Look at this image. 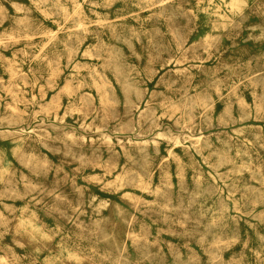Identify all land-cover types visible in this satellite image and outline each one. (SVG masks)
<instances>
[{
    "label": "clouds",
    "instance_id": "obj_1",
    "mask_svg": "<svg viewBox=\"0 0 264 264\" xmlns=\"http://www.w3.org/2000/svg\"><path fill=\"white\" fill-rule=\"evenodd\" d=\"M9 67L0 264H264V0H0Z\"/></svg>",
    "mask_w": 264,
    "mask_h": 264
},
{
    "label": "rangeland",
    "instance_id": "obj_2",
    "mask_svg": "<svg viewBox=\"0 0 264 264\" xmlns=\"http://www.w3.org/2000/svg\"><path fill=\"white\" fill-rule=\"evenodd\" d=\"M9 8H10V5L8 6ZM45 37H47V39H45V41H44V45H43V48L44 49H47L48 47H49V40L51 39V38H53V36H52V33H45ZM69 39H70V37H69ZM205 39H207V38H205ZM81 43H83V42H81ZM78 51H79V49H78ZM88 51H89V49H88V47H85L84 49H83V52L81 53V56H84V55H87L88 54ZM73 67L75 68V65H73ZM87 67V65H85V68ZM9 73H11V74H15L14 73V70L11 68V67H9V68H0V76H3L5 79H10L11 77L8 75ZM52 76H55V71L53 70L52 71ZM65 83H67V81H65ZM55 85H52V87H54ZM25 87H27V84H25ZM40 93H43V96L42 97H40L41 99H45V98H47L48 99V101H49V104L50 105H54V104H56L57 102H58V98H59V94H57V95H55V96H53L52 95V93L50 92V91H48V90H45V87H44V84H41L40 86H39V88L36 90V92L33 94V96H32V98L33 99H35L37 96H39L40 95ZM125 197L130 201V202H135L137 205L139 204V198L138 197H136V196H134L133 194H131V193H125ZM135 218H133V220H134Z\"/></svg>",
    "mask_w": 264,
    "mask_h": 264
}]
</instances>
